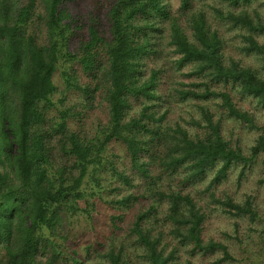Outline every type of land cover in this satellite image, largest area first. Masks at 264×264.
I'll list each match as a JSON object with an SVG mask.
<instances>
[{
  "label": "trees",
  "instance_id": "obj_1",
  "mask_svg": "<svg viewBox=\"0 0 264 264\" xmlns=\"http://www.w3.org/2000/svg\"><path fill=\"white\" fill-rule=\"evenodd\" d=\"M70 1L0 0V264H85L90 229L93 252L106 243L104 256L91 264H139L133 255L140 249L144 264H176V245L163 240L161 228L153 230L164 201L173 224L169 232L182 245L230 258L226 245L203 241L205 214L193 199L162 189L157 180L165 174L194 181L217 166L213 181L218 182L233 164L245 167L264 152V125L232 94L264 105V77L251 65L225 60L227 37L218 25L237 30L244 51L264 62V43L256 38L264 35V18L248 9L252 0H222L225 8L215 0H197L198 5L179 0L174 13L171 0H109L103 23L89 17L83 24L69 10ZM165 36L175 64L190 65V73L202 80L194 83L200 89L175 92L182 100L200 101L199 118L189 117L195 124L205 121L203 135L178 123L163 124L168 109L161 114L155 109L168 96L157 90L163 68L145 76V58L163 52ZM74 64L88 82H79ZM75 91L84 99L83 109L97 93L106 104L107 121L91 136L73 122L83 118L76 105L67 104ZM131 98L141 100L133 115ZM211 102L230 119L261 130L248 156L224 138ZM111 143L122 146L131 168L149 179L147 205L134 214L127 233L134 241L129 247L115 240V221L138 197L128 190L129 175L105 154ZM115 182L121 185L111 187ZM210 194L227 214L257 216L247 200L241 204ZM95 222L101 223V237Z\"/></svg>",
  "mask_w": 264,
  "mask_h": 264
},
{
  "label": "rangeland",
  "instance_id": "obj_2",
  "mask_svg": "<svg viewBox=\"0 0 264 264\" xmlns=\"http://www.w3.org/2000/svg\"><path fill=\"white\" fill-rule=\"evenodd\" d=\"M109 0H71L68 7L72 14L77 17L83 24L87 23L89 17L101 21L105 20V12ZM179 0H171L172 12H177ZM192 5H198V1L194 0ZM215 5L227 7V3L222 0H215ZM249 10L256 9L261 17L264 18V0H252L249 3ZM208 15L210 9H206ZM91 15V16H90ZM219 28L227 37L225 49V60L229 58L238 60L242 64L251 65L260 72L264 77V62L261 57L255 54H250L242 48L245 44L244 40L239 35V32L232 30L223 22L218 23ZM257 40L264 43V35L258 34ZM162 50L158 56L150 54L145 58V76L151 68L162 67L163 72L160 75L157 90L162 95H168L161 103V107L156 106L159 114L168 109L163 124L173 126L178 123L181 127L187 128L192 134L203 135L208 128L205 127V121L200 120V125L190 121V113L196 118H199L198 108L196 106L198 100L185 98L184 100L176 96L175 89H200L194 86L200 78H195L194 74L190 73L191 66L185 65L178 67L175 64V57L172 54L171 48L167 43L166 36L162 40ZM76 69V74L79 82H88L87 76L80 70L76 64L73 65ZM57 76V75H56ZM222 87V84L214 85ZM62 87V86H61ZM228 89V88H227ZM76 92V91H75ZM233 99L238 106L254 116L256 123L260 126L264 125V105L257 103L246 95H240L232 91ZM92 106L88 105L83 109L84 99L76 93L68 94V105H76L77 111L83 112L81 122L73 121L78 127L81 125L85 133L91 136L93 129L99 123H106L107 114L105 102L101 94H95ZM78 101L81 102L78 104ZM219 102L220 100H216ZM141 105V100L129 99V115L137 113ZM208 107L214 111V120H220V132L231 146L240 147L245 156L250 154V147L256 142L257 136L261 130L252 129L245 123L230 119L223 108H218L216 103H208ZM83 109V110H82ZM73 123V124H74ZM120 170L125 171L132 180L133 185L128 188L130 192L137 194V200L128 208L122 216V220H116L117 228H114L115 240L122 242L128 247L134 245L132 237L127 236V233L132 223L134 214L139 208H145L147 205L146 187L149 179L142 177L134 169L131 168L128 157L126 156L122 146L116 143H111L105 153ZM241 162L233 164L227 171L226 176L218 182L213 181V176L217 170V166L206 172L201 179L187 180L184 176L168 177L165 174H160V179L157 183H161V188L167 191L180 190L182 194H188L193 201L204 212L205 218L201 237L203 241L213 240L226 245L230 258L220 260L223 257L221 251L213 253H202L197 250H192V244L182 245L179 238L174 234H170L169 228L173 226L172 222L166 218L164 203L162 208L158 210L159 221L154 224V231L161 228L164 231V239L171 241L177 247L176 264H264V152H260L250 163L245 167L241 166ZM242 170L241 174L240 171ZM153 175L152 178H154ZM121 185L118 182L113 183L111 187ZM143 192L144 196L141 194ZM210 192H213L214 199H225L230 196L234 201L243 204L246 200L256 211V218H250L248 215H230L224 212L223 206L210 197ZM110 195H114L113 191H108ZM148 195V194H147ZM103 209L110 210L106 205H101ZM99 224L96 237H101ZM91 229L87 232L85 243L88 244V252L85 251V256L89 253V260L85 264H91L93 260L102 258L104 245L97 252L92 251L91 246ZM115 241V242H116ZM73 240L69 244H73ZM77 242V241H76ZM81 246L82 242L78 240ZM139 249V248H138ZM84 252V251H83ZM86 258V257H85ZM134 260L139 264H144L141 249L137 254L133 255Z\"/></svg>",
  "mask_w": 264,
  "mask_h": 264
}]
</instances>
